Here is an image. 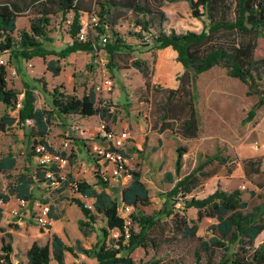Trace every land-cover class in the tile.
Segmentation results:
<instances>
[{
  "label": "trees",
  "instance_id": "obj_1",
  "mask_svg": "<svg viewBox=\"0 0 264 264\" xmlns=\"http://www.w3.org/2000/svg\"><path fill=\"white\" fill-rule=\"evenodd\" d=\"M166 1L180 0H0V57L8 51L25 60L56 56L58 59L49 61L47 67L56 77L61 74L59 64L62 59L80 51L100 49L92 40L79 41L82 15H97L100 19L99 33H104L106 27L110 29L116 26L124 13L132 12L141 18L137 24L143 33L136 36L143 41L144 34L150 33L152 21L160 17L161 33L153 41L156 56L154 65L150 67L147 62L137 59L131 66L142 74L146 94L154 90L165 91V97L159 103L162 128L158 132L170 129L181 140L197 139L200 125L193 90L195 79L216 66L225 65L230 77L242 81L251 90L254 88L251 81H256L255 74L262 76L264 59L256 60L254 52L258 40L264 38V0H190L193 17L203 21V30L199 33L170 35L164 33L161 26L166 21V14L161 10ZM26 11L33 12L36 18L31 21L29 31L20 33L17 45L14 36L17 21ZM70 14L73 15L69 31L72 42L60 52L45 48L43 40H49L52 18L62 15L67 20ZM146 16H151V20L142 18ZM114 36V41L105 45L111 57L109 66L112 69L116 57L124 49L130 48L118 33L115 32ZM23 93L22 107L17 109L21 93L8 87L7 67L0 65V103L8 109L18 110L17 117L10 113L0 117V132L7 131L15 123L26 124L32 120L40 144L53 152L46 141L51 113L37 109V97L32 87L26 85ZM51 97L54 108L64 115L83 118L98 116L103 121H108L111 116L110 109L97 106L94 92L79 97L68 94L61 85L52 90ZM258 104L263 105L264 100L260 98ZM255 113V110H251L243 124L252 121ZM186 153V147L177 149V174L181 172ZM214 161L231 169L240 159L216 155L182 177L169 196L172 201H177L179 195L185 198L183 211H178L174 205L165 215L146 214L142 210V207L150 204L151 197L142 181L141 171L131 170L132 182L122 191L123 203L133 209L129 219L121 215L120 203L108 193V183L98 181L97 184H91L71 175L64 178L57 166L46 168L38 164L33 174L34 181L47 183L50 193L43 203L57 204L65 200V192L72 189L76 194L94 200L90 208L78 197L69 199L87 220L79 221L83 236H88L87 228L94 230L98 220H102L105 227L100 230L101 234L90 248L84 247L80 240L75 247L70 246L58 235L29 243L22 238V227L14 225L12 231L0 228V264H68L69 255L75 259L73 264H137L132 254L139 248L145 251L151 246L158 248L160 241H164L167 236L166 232L169 234L166 237L168 242L180 235L195 242L194 264H264V242L255 247L256 240L264 233L263 157L243 160L244 174L261 191H251V199L255 200L253 205L244 200L243 191L238 189L228 192L218 188L205 198H187L204 180L217 174L205 171ZM15 166L16 160L11 156L0 158V174L8 175ZM166 176L173 180L172 173ZM254 176L261 180L253 181ZM34 181L23 177L20 179L21 184L9 189L8 193L0 187V203H9L13 196L32 200L30 186ZM189 209L197 210V218H188L186 213ZM53 211L52 206L51 217L58 219L59 216H54ZM203 220L211 222V235L206 239L198 235L199 224ZM115 231L118 232L117 236L112 235ZM143 264L163 263L153 259Z\"/></svg>",
  "mask_w": 264,
  "mask_h": 264
},
{
  "label": "rangeland",
  "instance_id": "obj_2",
  "mask_svg": "<svg viewBox=\"0 0 264 264\" xmlns=\"http://www.w3.org/2000/svg\"><path fill=\"white\" fill-rule=\"evenodd\" d=\"M190 0L164 2L161 10L166 14V21L161 25L164 33L170 35L186 34L188 32L199 33L204 24L201 19L193 17ZM202 12V11H201ZM36 15L26 11L17 21V30L14 34L17 45L20 33L29 31L31 21ZM73 15L65 18L56 15L52 18L49 27V40H43L44 47L60 52L68 46L72 39L70 37V24ZM146 21L151 16L142 17ZM141 19L132 12L123 14L116 26L109 29V42L115 39L118 33L130 48H126L114 60V68H110L111 57L108 55L105 45L99 40V31H91L89 40H92L100 49L91 52H77L60 61L61 74L54 76L47 67L51 60H57L56 56H48L45 59L35 58L25 60L22 57L8 51L2 57L8 62L7 80L8 87L22 93L26 85L33 88L37 97L36 107L39 110L51 113L49 120V133L47 142L53 152L65 155L68 163L62 169L61 175L65 178L71 175L77 180H85L91 184H97L98 178L95 174L94 154L96 147H106V134L108 131L120 133L128 131L131 140L125 150L129 155V170H140L142 181L146 184L151 197L150 204L142 207L146 214H166L168 209L175 205L178 211H183L185 198L178 196L177 201L170 199L169 193L177 182L185 175L194 171L201 163L216 155L228 159H240L231 169L220 162L214 161L206 167V172H217V174L203 181L187 198H205L214 193L218 188L232 192L243 191V198L253 205L255 200L251 199V191L261 192L256 185L244 174L243 160L263 157L262 169L264 170V104L259 105V100H264V68L261 77L256 76V81H251L253 89L242 81L232 78L228 74L225 65L217 68L220 72L216 83L203 81L208 73L195 79L193 90L198 111L200 135L197 139L184 141L178 138L170 129L163 133L158 131L162 128L159 121V103L164 99V90L153 91L146 94L144 91L145 80L142 74L131 66L134 60H142L152 67L155 63L154 38L160 33V17L152 21L150 27V42L141 40L136 34L143 33L137 21ZM147 33V32H146ZM256 60L264 59V38H260L254 52ZM32 64V67L29 66ZM16 71V75L12 71ZM106 76H110L113 86H105ZM64 86L69 94L79 97L95 93L97 106L110 109L111 116L108 121L94 116L83 118L75 115H64L57 111L52 103L51 92L57 86ZM251 91V94L249 92ZM24 99L22 100L23 103ZM17 109L19 107L17 106ZM255 110L252 121L243 124L249 112ZM10 113L17 117L18 110L8 109L0 103V117ZM156 128L155 130H153ZM40 138L36 136L35 122L26 124L15 123L5 132H0V158L11 156L16 160L15 169L8 175L0 174V187L3 192L21 184L23 177L34 181V170L38 166L37 155L39 151ZM186 147L187 153L183 156L180 174L176 171L177 149ZM167 173H172L173 180L167 178ZM261 178L254 176L253 181L259 182ZM132 182V177H122L108 187V193L120 203V213L129 219L131 214H124V203L122 191ZM48 184L34 181L30 186L33 199L29 206L20 209L17 197L16 202L18 215L0 218V228L13 230L12 226L22 227V238L29 243L35 240H46L53 235L61 236L70 246L76 245L80 240L82 245L90 248L97 241L100 230L105 227L102 220L94 225V230L87 228L88 236L84 237L79 224L78 217L82 215L80 209L70 202V198L78 197L72 189L65 192V200L54 204L53 215L61 217L59 222L54 223L55 232L51 234L35 221L37 204L43 203L49 198ZM57 187V186H56ZM101 190V187L98 186ZM88 205H92L91 199L83 198ZM59 204V205H58ZM189 219L197 218V210L187 211ZM85 221L86 218L83 216ZM25 224H24V223ZM22 223V224H21ZM22 225V226H21ZM27 225V226H26ZM211 222L203 220L199 224L198 235L201 238H209ZM29 226L32 228L30 229ZM38 228V229H37ZM45 234L39 238V233ZM0 231V235H1ZM112 235L117 236L115 231ZM164 241H160L159 247H149L147 251L137 249L132 257L137 264H143L153 259H159L163 264H194L195 242L183 236L167 241L169 236L166 232ZM167 241V242H166ZM264 242V233L255 242L259 247ZM78 254H80L78 252ZM75 261L72 255L68 257V264Z\"/></svg>",
  "mask_w": 264,
  "mask_h": 264
},
{
  "label": "built area",
  "instance_id": "obj_3",
  "mask_svg": "<svg viewBox=\"0 0 264 264\" xmlns=\"http://www.w3.org/2000/svg\"><path fill=\"white\" fill-rule=\"evenodd\" d=\"M81 29L78 34L79 41H88L91 31H99L100 27V19L95 14H84L80 18ZM106 31L104 33H99V40L103 45H106L109 42V28L106 27ZM150 36L144 34V41L150 42ZM8 62L1 56L0 57V65L7 67ZM32 67V64H29ZM13 75H16V71H12ZM105 86L112 87L113 81L110 76H106L104 81ZM24 99V93L20 98L19 96V109L22 107V100ZM29 123L34 121L29 120ZM131 140V136L128 131H121L120 133H115L114 131H110L106 134V141L108 145L106 147H96L94 154V164H95V174L99 181L104 183L111 184L112 182L122 178L129 176L131 178L130 170H129V161L130 158L128 154L125 152V148ZM38 164L44 166L46 168H50L53 166H57L61 170L68 163V160L61 154L56 152H51L48 150V147L44 144L39 145V151L37 155ZM3 205V203H0ZM20 209L27 208L29 206V201L20 199L19 201ZM92 208V205L89 206ZM37 212L35 215V219L37 224L43 229H50L53 225L54 219L51 217L52 206L49 203H38L37 204ZM133 211L131 206L124 205L123 213L130 214ZM19 210H12V214L14 216L18 215Z\"/></svg>",
  "mask_w": 264,
  "mask_h": 264
},
{
  "label": "crops",
  "instance_id": "obj_4",
  "mask_svg": "<svg viewBox=\"0 0 264 264\" xmlns=\"http://www.w3.org/2000/svg\"><path fill=\"white\" fill-rule=\"evenodd\" d=\"M217 67H219V66H216V67H214V68H217ZM220 71L218 70V69H214L213 70V68L211 69V70H209V71H207V72H205V73H208V76L206 77V78H204V79H201V80H203V81H207V82H214V83H216V81L219 79V75H220V73H219ZM202 75H204V73L203 74H201L199 77L201 78V76ZM69 94V93H68ZM126 152V151H125ZM127 153V152H126ZM128 154V153H127ZM129 156V155H128ZM14 197V196H13ZM11 198V201L9 202V203H7V204H3V205H1V207H2V213H1V215H0V218L2 217V215L3 216H6V217H11L12 216V214H11V211L12 210H14V209H16V202H15V200L16 199H14V198ZM78 198H80V199H82L83 200V196H81V195H79L78 196ZM18 200H20V198H18ZM91 202H92V204H93V202H94V200L93 199H91ZM59 205V204H58ZM83 214L82 215H79V217H78V224H79V221L80 220H83ZM61 217H59L58 219H54V221H53V225H52V227L50 228V231H51V234H53V230H54V232H55V226H54V223H55V221L56 222H59L61 219H60ZM35 221H36V219H35ZM24 223V222H23ZM37 223V222H36ZM22 224V223H21ZM25 224V223H24ZM22 226V225H21ZM27 226V225H26ZM37 227H40V226H37ZM29 228L30 229H32L30 226H29ZM38 229V228H37ZM10 231H12V230H10ZM45 234V232H40L39 233V238H41L43 235ZM263 234V233H262ZM261 234V235H262Z\"/></svg>",
  "mask_w": 264,
  "mask_h": 264
}]
</instances>
